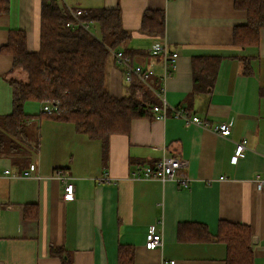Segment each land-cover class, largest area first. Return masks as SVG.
I'll use <instances>...</instances> for the list:
<instances>
[{
	"label": "crops",
	"instance_id": "obj_1",
	"mask_svg": "<svg viewBox=\"0 0 264 264\" xmlns=\"http://www.w3.org/2000/svg\"><path fill=\"white\" fill-rule=\"evenodd\" d=\"M62 1L74 9L118 6L123 28L131 33L120 50H136L134 64L154 69L149 89L156 104L162 103L158 92L164 86L171 107L205 118L207 127L172 113L158 118L152 111L103 145L73 123L41 114L42 102L26 101L27 138L38 149L28 160L0 155V264H63L53 248L72 264H119L121 245L132 247L133 264H228L223 223L248 226L253 264H264V193L254 180L257 174L264 177V28L258 45H236L234 28L247 21V13L235 8V0ZM41 7L42 0H9V11L0 13V117L13 110L9 78L16 72L13 56L2 48L10 30L23 29L28 49H39ZM147 9L165 11L164 35L142 29ZM158 41L179 54L165 81L164 59L151 51ZM201 56L220 59L208 89ZM123 70L112 52L107 88L117 97L131 85ZM226 121L232 124L229 136L213 130ZM244 139L247 148L234 162L237 142ZM163 155L187 160L178 174L189 178L187 185L132 177L133 170L154 165ZM32 162L38 172L25 176ZM57 168L72 177V200L63 198L64 184L53 175ZM106 175L112 182L99 181ZM151 225L162 234L160 248L145 245ZM200 227L207 238L194 237Z\"/></svg>",
	"mask_w": 264,
	"mask_h": 264
},
{
	"label": "trees",
	"instance_id": "obj_2",
	"mask_svg": "<svg viewBox=\"0 0 264 264\" xmlns=\"http://www.w3.org/2000/svg\"><path fill=\"white\" fill-rule=\"evenodd\" d=\"M234 5L247 13V21L234 28V43L242 47L258 45L264 28V0H235ZM72 9L62 0H42L37 51L28 49L25 30L9 32L2 51L13 56L12 71L24 72L26 78H9L13 87V110L0 117V155L28 160L30 153L37 151V142L30 143L26 133V123L31 117L24 110L28 100L56 107L52 116L73 123L77 131L101 140L103 145L111 134L127 132L133 119L152 115V106L157 100L150 87L139 78L131 82L128 93L122 97L114 96L107 88L109 56L131 38V33L123 28L120 8H84L80 20L89 27L67 25L74 19ZM8 11L9 0H0V13ZM141 26L151 34L164 35L165 11L147 9ZM123 52L131 58L137 54L131 49ZM198 59L206 64L204 89H208L214 84L220 59L210 56ZM41 114L49 113L42 111ZM221 225L223 229L226 227L221 230V237L228 247V264H253L249 227L232 223ZM197 233L196 239L208 237L201 227ZM52 253L61 257L63 264H72L59 248H53ZM119 258V264H133L132 247L121 245Z\"/></svg>",
	"mask_w": 264,
	"mask_h": 264
},
{
	"label": "built area",
	"instance_id": "obj_3",
	"mask_svg": "<svg viewBox=\"0 0 264 264\" xmlns=\"http://www.w3.org/2000/svg\"><path fill=\"white\" fill-rule=\"evenodd\" d=\"M74 19L70 20L67 25L75 27L77 25H84L89 27L88 24H83L80 20V16L84 13L83 8L72 9ZM151 51L153 54L161 55L164 59V71H163V80L165 81L171 75V69L175 68L176 59L178 57V52L171 50L167 43L163 41L155 42L152 45ZM114 54L119 62L124 68L123 75L126 82L131 83L135 78L142 80L147 86L152 88L151 77L154 75V69L152 67L146 66L143 63H136L132 61V58L125 55L122 50L114 51ZM172 66V68H171ZM161 97L162 103L155 104L152 106V111L156 114L158 118H166L170 113L175 117L185 120L188 124H198L203 127H207V122L205 118L193 114L191 111L187 110L184 107H171L164 96V86H162L158 92ZM56 107L46 104L43 105L42 111L53 114L56 111ZM58 111V110H57ZM213 130L220 135L229 136L232 132L231 122H221L213 127ZM247 148V140L237 142L235 148V154L233 161L237 162L243 151ZM188 164L187 160L171 155H163L162 158L154 165H143L139 166L132 171L133 178H145V179H158L162 181L167 180H178L180 183L187 185L189 178L179 179L178 174L182 168L186 167ZM39 166L36 163H30L27 170L24 171L25 176H31L34 172H38ZM6 173H9L10 170H5ZM58 180L64 184V193L63 198L65 200H72L74 198V184L71 182L72 177L68 175L63 169L57 168L53 174ZM257 189L264 193V177L260 174H257L254 178ZM102 183L112 182L111 178L107 175L99 180ZM145 245L149 249L160 248L163 246V237L162 234L157 231L155 225H151L146 233ZM175 261L172 260L170 264H173Z\"/></svg>",
	"mask_w": 264,
	"mask_h": 264
},
{
	"label": "rangeland",
	"instance_id": "obj_4",
	"mask_svg": "<svg viewBox=\"0 0 264 264\" xmlns=\"http://www.w3.org/2000/svg\"><path fill=\"white\" fill-rule=\"evenodd\" d=\"M15 76L19 79H25L26 78V74L24 72H15ZM31 113H35V110L33 108H31L30 110ZM41 125V124H40ZM36 155V153H35ZM35 155L33 154V158L35 159Z\"/></svg>",
	"mask_w": 264,
	"mask_h": 264
}]
</instances>
